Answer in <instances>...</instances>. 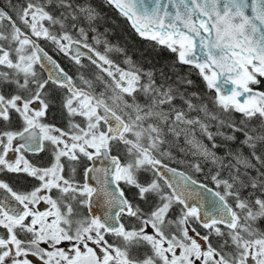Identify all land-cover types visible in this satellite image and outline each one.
<instances>
[{"label":"snow or ice","instance_id":"6c2138e0","mask_svg":"<svg viewBox=\"0 0 264 264\" xmlns=\"http://www.w3.org/2000/svg\"><path fill=\"white\" fill-rule=\"evenodd\" d=\"M0 264H264V0H0Z\"/></svg>","mask_w":264,"mask_h":264},{"label":"trees","instance_id":"16d2710c","mask_svg":"<svg viewBox=\"0 0 264 264\" xmlns=\"http://www.w3.org/2000/svg\"><path fill=\"white\" fill-rule=\"evenodd\" d=\"M110 14L113 15L120 24V29L117 30L120 35H123L126 38H130L132 35H134L131 33V30L128 28L127 24L122 19H120L118 16H116V14L114 12L110 13ZM136 39L138 40V38H136ZM129 42L130 43L132 42L131 39H129Z\"/></svg>","mask_w":264,"mask_h":264}]
</instances>
